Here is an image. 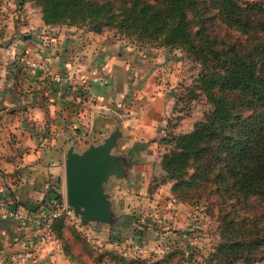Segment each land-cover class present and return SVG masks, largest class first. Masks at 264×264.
<instances>
[{
    "label": "crops",
    "instance_id": "0c3cea01",
    "mask_svg": "<svg viewBox=\"0 0 264 264\" xmlns=\"http://www.w3.org/2000/svg\"><path fill=\"white\" fill-rule=\"evenodd\" d=\"M171 50L138 43L114 28L94 32L84 25L45 23L32 2L0 0V197L33 216L56 195L65 202L68 149L82 151L117 129L113 151L126 155L131 164L127 177L107 182L120 217L98 232L111 239L130 232L128 223L137 214L133 205L146 199L142 187L147 196L165 184L170 192V181L149 190L152 177L147 175L155 166L162 173L165 150L157 152V145L166 149L162 139L167 133L186 131H176L172 117L181 102V84L167 88L168 83L154 78L158 68L170 73ZM23 52L46 59L54 72L73 78L54 81L26 67L17 59ZM92 71L105 79L94 78ZM60 229V236L53 233L36 259L9 262L8 255L43 228L0 211V264H124L106 255L96 257L107 249L121 252V242L94 245L68 216ZM137 256L145 258L142 264H154L143 254Z\"/></svg>",
    "mask_w": 264,
    "mask_h": 264
},
{
    "label": "trees",
    "instance_id": "16d2710c",
    "mask_svg": "<svg viewBox=\"0 0 264 264\" xmlns=\"http://www.w3.org/2000/svg\"><path fill=\"white\" fill-rule=\"evenodd\" d=\"M33 1L45 23L114 28L141 44L180 48L202 65L196 88L210 108L189 130L163 137L162 173L149 190L170 181L175 199L215 208L219 237L200 259L176 244L152 263L178 254L175 264H264V0ZM65 217L51 222L56 237ZM104 255L145 261L115 249L97 260Z\"/></svg>",
    "mask_w": 264,
    "mask_h": 264
},
{
    "label": "rangeland",
    "instance_id": "374dc122",
    "mask_svg": "<svg viewBox=\"0 0 264 264\" xmlns=\"http://www.w3.org/2000/svg\"><path fill=\"white\" fill-rule=\"evenodd\" d=\"M28 1L40 9V6L33 0ZM119 33L121 34V32ZM153 45L156 46V44ZM171 49L175 56H172L174 60L172 59L170 64V73L165 74L167 71L158 68L154 73V78L163 85L168 83L167 88H178L177 85L180 83V93L183 92L186 97L188 94L195 96L190 103L183 100L177 103L178 106L175 108L173 106L175 114L172 117L173 123L177 125L176 131L187 130L193 126L194 122L203 117L210 108V103L205 94L196 88L199 83V75L203 69L202 65L192 59L186 51L180 48ZM187 88L190 90L189 93H186ZM177 108L181 110H177ZM177 116H182V119ZM175 117H177L176 120ZM163 150H165L164 146L157 145V152ZM159 174L160 169L155 166L153 173L147 175L148 180L153 178L151 185L159 178ZM143 188L141 192L146 196V199L143 200L142 204L135 202L137 204L133 205V211L137 214L128 223L130 232H123L119 241L116 238L111 239L107 235L103 236L98 231H91L88 239L92 244L99 245V243L107 240H110L109 243L111 241L121 242L122 251L125 250L126 253L130 251L136 256L143 254L151 259V262L161 257L165 251L167 252L176 244L186 248L189 254L194 252V256L198 259L201 255L205 256L209 251H212V247L219 237L217 210L215 208L206 212L205 206L175 199L168 190V184L158 186L151 196H147ZM127 247H131L132 250L128 251ZM139 248H145V250L140 252ZM178 257V254H173L163 264H175L179 259Z\"/></svg>",
    "mask_w": 264,
    "mask_h": 264
},
{
    "label": "water",
    "instance_id": "95a60500",
    "mask_svg": "<svg viewBox=\"0 0 264 264\" xmlns=\"http://www.w3.org/2000/svg\"><path fill=\"white\" fill-rule=\"evenodd\" d=\"M119 132L114 129L98 144L82 151L68 149L65 158V203L79 225L98 231L114 225L119 214L114 211L107 190L109 178L127 177L131 160L113 151Z\"/></svg>",
    "mask_w": 264,
    "mask_h": 264
},
{
    "label": "built area",
    "instance_id": "2783aa9c",
    "mask_svg": "<svg viewBox=\"0 0 264 264\" xmlns=\"http://www.w3.org/2000/svg\"><path fill=\"white\" fill-rule=\"evenodd\" d=\"M17 59L26 67L39 70L54 81L64 82L70 81V79L73 78L70 74H60L54 72L46 59L36 57L29 53L23 52L17 55ZM91 74L98 80L105 79L104 75L101 73L92 71ZM0 211L4 212L11 219L23 222H33L38 227L43 228L42 232L35 234L34 238L26 243L22 248L11 252L7 257L9 262H18L25 259H36V257L43 250V245L46 240L51 237V235H53L54 232L51 228V222L60 213H64L66 216L70 217L75 226L81 230L84 235L88 236L91 231H96L90 227L79 225L78 220L75 219L72 214L71 208L68 207L64 201L59 202L56 198L43 204L39 209V214L37 216H33L30 212L26 211L19 205H14L10 201L0 197ZM121 252L126 253L122 250Z\"/></svg>",
    "mask_w": 264,
    "mask_h": 264
}]
</instances>
